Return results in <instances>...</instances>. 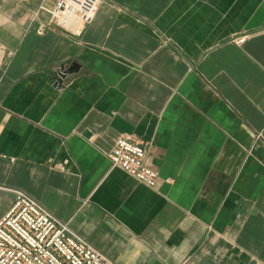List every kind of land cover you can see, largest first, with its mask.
<instances>
[{"label": "crops", "instance_id": "0c3cea01", "mask_svg": "<svg viewBox=\"0 0 264 264\" xmlns=\"http://www.w3.org/2000/svg\"><path fill=\"white\" fill-rule=\"evenodd\" d=\"M54 3L0 0V219L22 190L114 264H264V0H101L39 36Z\"/></svg>", "mask_w": 264, "mask_h": 264}, {"label": "built area", "instance_id": "2783aa9c", "mask_svg": "<svg viewBox=\"0 0 264 264\" xmlns=\"http://www.w3.org/2000/svg\"><path fill=\"white\" fill-rule=\"evenodd\" d=\"M100 4L101 0H55L49 21L39 23L37 35L58 28L80 37ZM244 41L241 38L237 45ZM148 151L146 144L132 136H121L107 157L113 167L154 189L158 178L146 164ZM14 193L13 205L0 219V264H114L33 197L22 190Z\"/></svg>", "mask_w": 264, "mask_h": 264}, {"label": "water", "instance_id": "95a60500", "mask_svg": "<svg viewBox=\"0 0 264 264\" xmlns=\"http://www.w3.org/2000/svg\"><path fill=\"white\" fill-rule=\"evenodd\" d=\"M80 70V66H78L77 64H72L70 66V68L64 73V76L62 79L66 78L68 75L74 73V72H78ZM61 83V81H60Z\"/></svg>", "mask_w": 264, "mask_h": 264}]
</instances>
